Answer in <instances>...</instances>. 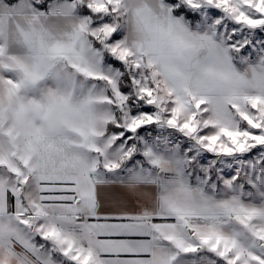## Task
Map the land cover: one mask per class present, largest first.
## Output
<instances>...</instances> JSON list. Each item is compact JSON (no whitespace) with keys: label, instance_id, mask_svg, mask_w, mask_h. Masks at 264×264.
Segmentation results:
<instances>
[{"label":"snow or ice","instance_id":"snow-or-ice-1","mask_svg":"<svg viewBox=\"0 0 264 264\" xmlns=\"http://www.w3.org/2000/svg\"><path fill=\"white\" fill-rule=\"evenodd\" d=\"M0 264H264V0H0Z\"/></svg>","mask_w":264,"mask_h":264},{"label":"rangeland","instance_id":"rangeland-1","mask_svg":"<svg viewBox=\"0 0 264 264\" xmlns=\"http://www.w3.org/2000/svg\"><path fill=\"white\" fill-rule=\"evenodd\" d=\"M206 19V17H204Z\"/></svg>","mask_w":264,"mask_h":264}]
</instances>
